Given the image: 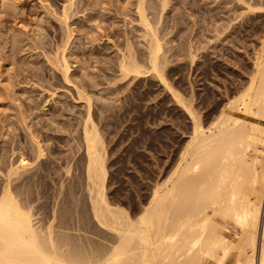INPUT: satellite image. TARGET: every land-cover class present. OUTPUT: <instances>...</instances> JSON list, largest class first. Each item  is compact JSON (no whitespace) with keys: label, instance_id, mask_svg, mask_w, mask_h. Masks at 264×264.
I'll return each instance as SVG.
<instances>
[{"label":"rangeland","instance_id":"374dc122","mask_svg":"<svg viewBox=\"0 0 264 264\" xmlns=\"http://www.w3.org/2000/svg\"><path fill=\"white\" fill-rule=\"evenodd\" d=\"M148 1L159 5L158 0ZM194 1L202 10L194 3L191 11ZM138 2L0 0V151L4 140H30L25 123L31 129L41 127L48 159L43 166L34 164L33 170H42V178L35 180L32 191L18 192V199L33 213L38 230H50L71 245L99 247L116 240L94 220L92 194L86 191L81 128L89 107L79 91L90 98L93 122L103 137L108 197L136 218L157 183L169 184L183 163L180 156L193 124L173 93L183 94L178 96L185 104L192 102L209 125L223 102L248 86L255 56L261 53L264 14L249 13L241 19L243 31L234 29L239 20L230 19L242 11L225 14V0H171L165 14L149 15L163 44V82L149 70ZM63 44L71 66L69 81L58 66ZM124 55L138 57L145 74L122 78L119 63ZM216 85L226 86L223 95ZM223 221L219 222L230 230L235 228L231 221ZM225 234L233 238L231 232Z\"/></svg>","mask_w":264,"mask_h":264},{"label":"bare ground","instance_id":"6f19581e","mask_svg":"<svg viewBox=\"0 0 264 264\" xmlns=\"http://www.w3.org/2000/svg\"><path fill=\"white\" fill-rule=\"evenodd\" d=\"M158 1L159 5H153L148 0H139L136 11L139 23L146 31L142 37L147 45L149 70L164 82L162 75L165 73L161 67L163 44L149 15L165 14L171 0ZM194 3L197 7L198 3ZM232 3L234 7L228 6ZM195 4L190 7L192 12ZM224 9L225 14L242 11L237 15L233 12L235 16L230 19L239 20L234 29H243L241 19L249 13L264 14V0H225ZM70 37L71 32L67 38ZM66 45L62 47L58 66L69 81L71 66L65 56ZM261 46L260 55H254L257 59L248 86H243L244 91L234 98L225 96L229 99L223 102L209 125L202 122L203 113L195 111L198 108L194 110L196 107L193 108L192 102L185 104L180 98L183 94L172 92L191 119L192 132L180 156L183 163L180 161L174 177L169 184H155L149 203L142 205L136 218L131 217L126 208L113 204L108 197L109 172L103 137L93 122L90 98H85L79 91L80 99L86 100L89 107L81 128L85 147V155L81 157L86 167L85 186L92 194L94 220L101 230L110 231L116 238L108 246L101 243L98 247L99 244L95 246L91 242L94 246L89 244L84 248L77 242V246L71 245V241L66 243L54 233L52 235L50 230L47 233L38 230L33 213L17 194L32 191L37 187L35 180L42 178V170L34 171L33 166H43L48 159L46 147L40 140V135L43 139L46 135L41 127L35 125L37 127L31 129L25 123L29 141L20 142L14 137L11 142L4 140L0 151V178L3 180L0 182V264H208L209 259L218 261V264H264V41ZM138 61L139 58L133 55L122 57L119 63L122 78L145 74ZM218 88L223 95L226 86ZM217 217H220L219 221H231L235 228L230 230L226 223L217 221ZM225 232H231L233 238H228Z\"/></svg>","mask_w":264,"mask_h":264}]
</instances>
